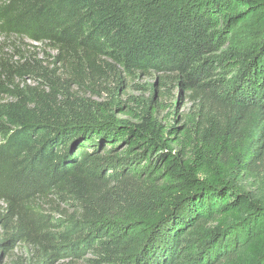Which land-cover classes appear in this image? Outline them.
Wrapping results in <instances>:
<instances>
[{"label": "trees", "instance_id": "obj_1", "mask_svg": "<svg viewBox=\"0 0 264 264\" xmlns=\"http://www.w3.org/2000/svg\"><path fill=\"white\" fill-rule=\"evenodd\" d=\"M263 173L264 0H0L1 253L264 264Z\"/></svg>", "mask_w": 264, "mask_h": 264}, {"label": "rangeland", "instance_id": "obj_2", "mask_svg": "<svg viewBox=\"0 0 264 264\" xmlns=\"http://www.w3.org/2000/svg\"><path fill=\"white\" fill-rule=\"evenodd\" d=\"M136 11H133L131 16H134ZM29 44V42H27ZM134 89L128 91V95L132 97L139 98L143 100L146 104H149V100L153 96V80L146 78H138ZM177 93L175 97L168 100V107L165 111L161 112V117L168 116V120H171L173 123L181 119V116H186V113L189 109V104L187 100L180 99ZM105 101H111L112 103L117 104L122 100H126V97H120L118 93L115 96H110L104 94L102 97ZM116 113V111H114ZM122 117V116H121ZM124 118V117H123ZM237 187L242 192L252 193L258 200L264 203V173L258 177H244L236 176ZM1 233V231H0ZM1 239V238H0ZM54 264H72L68 260L55 259ZM43 261H40L38 257L33 258L32 252L22 244H18L16 249L11 251L8 254H3L0 252V264H42Z\"/></svg>", "mask_w": 264, "mask_h": 264}]
</instances>
